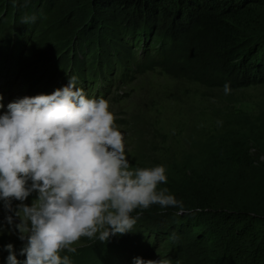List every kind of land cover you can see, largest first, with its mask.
<instances>
[{
    "label": "rangeland",
    "instance_id": "rangeland-1",
    "mask_svg": "<svg viewBox=\"0 0 264 264\" xmlns=\"http://www.w3.org/2000/svg\"><path fill=\"white\" fill-rule=\"evenodd\" d=\"M43 2L44 0H0L2 19L10 20L16 8L21 17L16 24L21 26L26 18V24L31 21L34 23V29L27 25L24 32L15 25L11 36L0 32V80L3 75L7 76L11 70L20 67L18 75H13L15 79L3 80L1 85L6 86L13 97L18 96L19 99L26 87H36V81L53 78L57 72L60 79L61 68L67 72L72 52L75 50L78 53L75 42L77 32L89 31L96 39L97 34L111 31L107 25L113 26L112 23L119 21L122 26L128 16L137 19L139 12L134 5L126 9L117 4L95 5L93 0H48L49 6L46 9V2ZM42 9H45L46 18L35 14L37 11L41 13ZM48 13L51 16L48 17ZM141 14L143 18H147L145 23L153 20L161 24L163 20V29L158 30H165L168 24L174 26V36L179 43L174 42V45L163 48L159 53L152 46L145 62L135 70L134 67L128 68L125 81L108 82L106 90H99L103 81L99 80V75H95L91 86L86 85L84 78L77 77V85L86 86L88 90L85 92L89 97H104L109 100L110 110L116 116V125L124 134L126 154L131 166H165L167 183L160 184L158 188H166L172 195L182 194L181 184L192 173L190 165L196 164L203 152L212 147L214 137L219 136L221 129L227 126L230 128L240 121L246 125V121L242 119L258 115L260 118L264 115V81L252 82L264 80V77L260 78L255 73L245 74L240 68L238 71L228 70L210 53L200 52L196 55L195 45L200 28L194 12L185 10L181 3H172L167 15L160 10L149 14L143 8ZM32 17L35 19L32 20ZM242 19L241 29L258 37L264 31V6L246 5ZM83 26L85 29H81ZM63 28L67 32L57 39L56 33ZM39 29H43V32L38 33ZM253 29L255 30L252 31ZM158 34L152 32L155 44L158 42ZM170 35L173 36V32ZM120 43L125 44V38ZM142 45L138 44L136 48ZM61 46L64 48L60 70L53 74L50 66L47 70H42L50 62V55L55 47L61 51ZM135 50L133 46L130 48L132 53ZM144 56L145 52L139 57L143 60ZM89 58H93L92 51ZM136 60L139 61L137 57ZM52 61L56 62V58ZM59 81L54 80L53 84ZM40 85L41 83L36 88ZM225 85L228 86L227 91ZM41 93L47 94L48 90L42 89ZM239 110L245 115L238 113ZM0 111L3 114L7 109ZM246 127H249V123ZM34 195L25 203L31 204ZM216 210L210 208L207 211L182 212L180 209L155 205L146 212L143 211L133 232L110 238L129 240L136 231L140 233L141 246L138 249L132 246L133 253L125 257L109 251L99 260L104 261V264H133V258L144 259L151 247L146 260L163 257L171 259L172 264H264V249L260 243L264 236L263 220L244 213H226L225 209L220 210H224V214H219ZM4 215L0 202V224L3 223ZM0 234L5 235L14 247H17V242L24 243L16 233H10L6 225ZM151 235L155 236L153 246L150 242ZM90 242L93 241L82 238L76 247L78 249ZM144 244H151L145 253ZM6 257L0 248V264H6ZM99 257L90 255L93 260Z\"/></svg>",
    "mask_w": 264,
    "mask_h": 264
},
{
    "label": "clouds",
    "instance_id": "clouds-1",
    "mask_svg": "<svg viewBox=\"0 0 264 264\" xmlns=\"http://www.w3.org/2000/svg\"><path fill=\"white\" fill-rule=\"evenodd\" d=\"M77 84L68 76L62 88L10 102L0 114V232L6 225L16 233L26 257L18 259L9 243L6 264H72L62 253H76L82 238L103 243L133 232L153 205L183 210L158 188L167 183L166 167H132L109 100ZM133 264L172 261L135 257Z\"/></svg>",
    "mask_w": 264,
    "mask_h": 264
},
{
    "label": "trees",
    "instance_id": "trees-1",
    "mask_svg": "<svg viewBox=\"0 0 264 264\" xmlns=\"http://www.w3.org/2000/svg\"><path fill=\"white\" fill-rule=\"evenodd\" d=\"M47 1L44 0L46 2L45 9L49 6ZM93 1L94 4H117L123 8L126 7V9L134 5L139 12L137 13L138 20L128 16L122 26L119 21L112 23L113 26L106 24L111 31L106 34H97L96 39H94L93 33H89V31L76 33L75 37L77 40L75 42H77L78 53L75 50L72 52L73 70L80 75L88 74L91 80L95 75L111 80V77L107 74H115V77L119 78L120 81H125L127 79L126 70L132 67L135 70L139 64L145 62L152 46L156 47L159 53L163 48L174 45V42L177 43L178 41L174 36V26L168 24L165 30H158L164 26L163 20L161 24L153 22V20L145 23L147 18H143L141 14V9L143 8L149 14L160 10V12L164 11V14L167 15L170 13L171 5L174 2L175 4L181 3L183 8L189 12L193 11L195 18H197L196 23L200 30L195 45L196 55L200 52L210 53L228 70L238 71L241 69L245 74L255 73L260 78L264 77V31H261L262 33L258 37H254L251 32L246 33L241 29L243 23L242 13L245 12V6H264V0ZM3 6L5 7V5ZM45 9H42L41 13L39 11L35 12V14L38 13L41 18L44 16ZM18 15L15 8L10 20H4L0 17V32H3V35L11 36L13 34L12 27H15V25L20 27L23 32L26 31L27 25H30V29H34L32 21L30 24L24 22L21 26L16 24L17 19L21 18ZM47 15L48 17L51 16L49 13ZM81 29H85L84 26ZM117 30H120V32L118 33ZM35 31L37 32V30ZM41 31L43 32V29H39L38 33H41ZM66 32V28L61 29L56 33V38H61ZM152 32L160 34L156 38L158 41L156 44L152 40ZM170 32H173V36L170 35ZM25 36L26 34L23 37ZM124 38L126 43L121 45V39ZM138 44L142 45V47L136 48ZM132 46L136 49L135 53L130 51ZM56 47L55 51L50 55V62H53L50 63L52 64V72L60 65L62 49L64 48V46H61V51H59L58 49L56 50ZM91 51L93 52V58H89ZM144 52L145 56L142 60L139 56L144 54ZM86 54L88 58H86ZM192 56L194 55L192 54ZM136 57L139 61L136 60ZM53 58H56V62L52 61ZM261 81L264 80H254L252 82ZM106 88L107 86L103 87L104 90ZM237 112L245 115L243 111L239 110ZM262 116L260 118H258V115L242 119L247 124L249 123L248 128L246 127L247 124L244 125L240 121L237 124H233L230 128H227L229 127L227 126L221 129L219 136L214 137L212 147L208 148L207 152H203L202 158L196 164L190 165L192 173L187 175L184 184H181L182 191L180 192L182 194L173 195L182 203V212H190L191 210L207 211L210 208H215L219 214L228 212L241 215L244 213L245 215H250V217L260 218L264 222V115ZM153 207L155 205L150 208ZM172 208L174 210L178 209L176 207ZM221 209H225V212L224 210L220 211ZM144 211L146 212L147 210ZM165 230L166 228H164L163 232ZM139 235L140 233L134 231L129 240H120L118 239L120 237H117V240L109 239L108 241L110 242H90L85 246L79 247L74 254L62 253V255H69L72 264H102L104 261L99 259L109 251L119 253L120 257L132 254V246H136L135 249L141 246L139 244L141 243ZM154 239L155 236L151 235V241H149L152 246L155 243ZM260 243L264 249V236ZM7 244H9L7 237L0 234V248L3 251L4 246ZM15 244L17 247H14V249L17 252L18 259H25L26 257L19 256V250L23 244L21 242ZM144 246L143 253L147 251V247L149 248L147 244H144ZM150 250L151 247L144 256L145 260L148 258ZM4 252L8 255L6 251ZM262 253L264 256V251ZM91 254L93 256L99 255L100 257L93 260L94 258L90 259Z\"/></svg>",
    "mask_w": 264,
    "mask_h": 264
}]
</instances>
